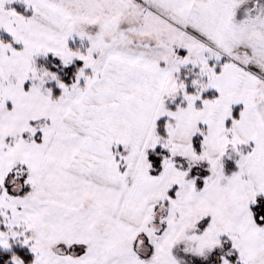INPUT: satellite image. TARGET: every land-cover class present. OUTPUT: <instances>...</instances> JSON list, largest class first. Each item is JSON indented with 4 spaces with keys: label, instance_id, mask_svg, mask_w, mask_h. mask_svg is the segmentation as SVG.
<instances>
[{
    "label": "snow or ice",
    "instance_id": "obj_1",
    "mask_svg": "<svg viewBox=\"0 0 264 264\" xmlns=\"http://www.w3.org/2000/svg\"><path fill=\"white\" fill-rule=\"evenodd\" d=\"M0 264H264V0H0Z\"/></svg>",
    "mask_w": 264,
    "mask_h": 264
}]
</instances>
